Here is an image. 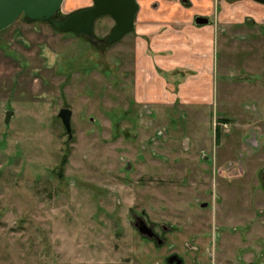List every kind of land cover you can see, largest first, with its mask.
<instances>
[{
    "label": "rangeland",
    "instance_id": "1",
    "mask_svg": "<svg viewBox=\"0 0 264 264\" xmlns=\"http://www.w3.org/2000/svg\"><path fill=\"white\" fill-rule=\"evenodd\" d=\"M116 25L97 20L104 43L24 16L0 33V264H264V22L220 26L209 101L139 65L157 36L110 43Z\"/></svg>",
    "mask_w": 264,
    "mask_h": 264
},
{
    "label": "crops",
    "instance_id": "2",
    "mask_svg": "<svg viewBox=\"0 0 264 264\" xmlns=\"http://www.w3.org/2000/svg\"><path fill=\"white\" fill-rule=\"evenodd\" d=\"M137 1L139 11L136 15L134 29L142 36H157L158 50L162 53L161 57L157 58V62L154 60L156 58L149 57L145 53L142 56L138 54L139 60L142 61L139 65L146 67L152 73L154 69L151 71V67H155L156 63L161 61L160 65L165 68V72L177 74L175 77L184 76L190 84H193L191 85L192 93L188 91L185 93L188 94L186 95L188 98L193 99H206L207 101L214 99V66L218 61L217 36L220 35V26L245 24V19L249 16L264 22V4L255 0H253L254 4H249L252 8L248 11L249 13L247 11L242 13L245 9L242 7L236 10L239 13L238 16L227 4L232 0H224L222 7L225 6V10L221 12L218 24L215 23L214 0ZM243 1L246 3L245 0ZM151 5H153L152 10L149 9ZM240 13L242 15L245 13L244 18ZM198 18L209 19L210 23L198 24ZM177 79L175 78L174 81L181 82V79ZM158 96V92L150 94L147 100L159 101Z\"/></svg>",
    "mask_w": 264,
    "mask_h": 264
},
{
    "label": "water",
    "instance_id": "3",
    "mask_svg": "<svg viewBox=\"0 0 264 264\" xmlns=\"http://www.w3.org/2000/svg\"><path fill=\"white\" fill-rule=\"evenodd\" d=\"M66 0H0V33L13 26L23 15L31 21H43L52 24L58 31L63 33H75L78 36H86L90 40H96L95 25L99 18L111 16L117 25L111 32L108 40L117 43L128 33L132 32L135 25L136 15L139 11L137 0H94V5L89 8L75 11L64 19L57 18ZM264 4V0H255ZM198 24H209V19L198 18ZM14 112L7 113V122L10 121ZM66 129L72 136V117L70 109H62L59 114ZM139 232L153 239L156 234L152 227L145 221L136 225ZM159 244H163L159 240ZM183 264L178 255L169 258V264Z\"/></svg>",
    "mask_w": 264,
    "mask_h": 264
},
{
    "label": "flooded vegetation",
    "instance_id": "4",
    "mask_svg": "<svg viewBox=\"0 0 264 264\" xmlns=\"http://www.w3.org/2000/svg\"><path fill=\"white\" fill-rule=\"evenodd\" d=\"M93 6V5H92ZM92 6H90V7H92ZM84 36V35H83ZM97 40V42L98 41H100L101 43H104L105 42V40H99V39H96ZM95 40V41H96ZM142 221H145L144 220V218L142 217V216H136V223H135V227H136V225L138 224V223H141ZM146 222V221H145ZM147 223V222H146ZM148 226H149V224H147ZM149 227H151V226H149ZM137 228V227H136ZM153 228V227H152ZM138 229V228H137ZM164 229H166V227H164ZM153 230H154V232H155V228H153ZM155 234H156V237L155 238H153V240H155V241H157L158 243H159V240H162L163 242H164V240L163 239H161V237L155 232ZM180 258V257H179ZM181 259V258H180ZM178 262V260L175 262V264H178L177 263ZM183 264H184V261H183Z\"/></svg>",
    "mask_w": 264,
    "mask_h": 264
},
{
    "label": "trees",
    "instance_id": "5",
    "mask_svg": "<svg viewBox=\"0 0 264 264\" xmlns=\"http://www.w3.org/2000/svg\"><path fill=\"white\" fill-rule=\"evenodd\" d=\"M24 16V15H23ZM25 17V16H24ZM26 18V17H25ZM66 18V17H65ZM27 20H29L28 18H26ZM29 21H31V20H29Z\"/></svg>",
    "mask_w": 264,
    "mask_h": 264
}]
</instances>
